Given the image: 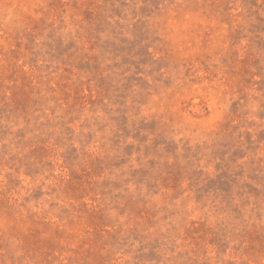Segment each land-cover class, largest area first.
<instances>
[{
    "label": "rangeland",
    "instance_id": "rangeland-1",
    "mask_svg": "<svg viewBox=\"0 0 264 264\" xmlns=\"http://www.w3.org/2000/svg\"><path fill=\"white\" fill-rule=\"evenodd\" d=\"M0 264H264V0H0Z\"/></svg>",
    "mask_w": 264,
    "mask_h": 264
}]
</instances>
